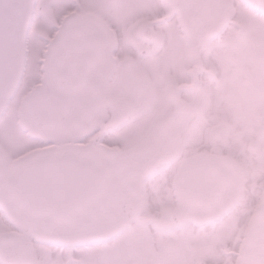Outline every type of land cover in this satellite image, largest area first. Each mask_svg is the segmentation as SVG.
<instances>
[{
	"label": "flooded vegetation",
	"instance_id": "af4514ba",
	"mask_svg": "<svg viewBox=\"0 0 264 264\" xmlns=\"http://www.w3.org/2000/svg\"><path fill=\"white\" fill-rule=\"evenodd\" d=\"M212 1L219 2L220 5L208 6L207 0H163L162 2L169 7L164 15L152 13L148 20L143 21V18H140L138 21L140 26L151 22L157 28L159 25L173 22L176 18L186 20L188 33L195 31L198 34V38L191 42L192 48L189 51L191 54L195 50L194 54L197 57L196 52L199 49L206 51L214 40L217 41L215 37L220 33V22L230 18L229 15H225L223 0ZM251 1L264 12V4L257 0ZM74 2L79 3V0ZM149 3L148 9L157 14L160 11L157 1L150 0ZM201 13L206 15L202 19ZM106 14L108 12L101 8L78 7L66 10L61 17H64L62 23L74 17L86 18L102 34L104 40L102 61L92 71L91 76L97 85V97L106 101L109 111L100 114L90 125L84 118L75 125L85 129L88 133L87 138H84L83 134H77L81 136L79 139L77 135H68L53 148H34L19 154L9 152L0 143V156L5 158L4 162L10 170L40 154L70 149L98 156H112L121 160L126 171L136 181L134 189L129 192L125 212L107 213L105 218L91 224L89 231L103 234L127 228L133 231L135 228L137 249H110L113 261H107L105 264L133 262H135L133 264H227L229 259L228 264H237L238 251H235L237 248L234 249L235 241L221 243L223 246L220 248L221 251L227 250L224 255L226 260L222 262V256L216 250L219 247L213 244L212 239L208 242L206 235L212 233L219 236L217 229L224 222L231 221L236 224L239 213L246 209L251 210V204L237 209V203L246 192L255 199V196L264 191V102L260 100H249L242 104L232 102L236 107L230 108L232 110L230 118L222 117L221 113L215 115L214 121L217 126L213 131L220 132V139L210 140V133L204 124L207 116V91L202 85L197 91L190 85V79L185 80L182 85L174 84V81L168 83L169 86L165 82L158 85L156 72L148 76L149 71L143 72L142 69L126 68L111 71L106 68V63L109 62ZM163 16L166 17L165 22L159 24L158 19ZM214 21L215 24H219L211 27ZM227 23L229 22L222 24L226 26L225 32L222 33V35L226 33L224 44L232 47L229 50L236 53L238 40L234 31H228L232 24L229 27ZM33 34L47 35L35 26ZM139 40L144 42L146 39ZM25 50L27 51V45ZM144 50L146 49H142ZM142 51V56H147V50L145 54ZM258 53H261L259 55L261 58L256 57L264 67V42L260 45ZM236 55L237 53L232 57L233 60ZM137 60V63L129 66L136 64L139 66L141 60L138 58ZM155 61L157 59L154 57L153 62ZM103 66L106 69H101ZM196 73L198 72L195 71L194 74ZM149 77H153L156 84ZM192 92H197V101L194 103V100H191ZM215 104L218 106L219 102L216 101ZM104 125L105 131L97 141L96 137ZM244 136L250 138L245 141ZM223 142L227 144L224 146ZM200 154L222 157L233 168L238 178L237 190L223 211L211 216L209 220L191 217L188 214L190 210L182 206L180 200L159 198L162 194L160 192H175L180 164L185 159ZM173 165L177 166L171 175L173 180L170 181L167 176L173 170ZM11 172L9 171V174ZM176 210L182 212V215H188L184 224H177L171 220V215ZM243 213L246 215L247 211ZM245 215L242 220L244 227L249 219V213L246 217ZM149 227L156 233L168 231L171 242L167 243V252L162 249L164 246L162 241L154 245L151 238L143 239L142 233L148 232ZM9 230L12 229L0 233ZM151 248L157 249L158 252L155 250L156 253H149L148 249ZM162 256H167L168 260L160 261L158 258L162 259Z\"/></svg>",
	"mask_w": 264,
	"mask_h": 264
},
{
	"label": "snow or ice",
	"instance_id": "6c2138e0",
	"mask_svg": "<svg viewBox=\"0 0 264 264\" xmlns=\"http://www.w3.org/2000/svg\"><path fill=\"white\" fill-rule=\"evenodd\" d=\"M78 7L110 13L122 5L118 0H0V143L13 154L53 148L68 135L87 138L85 129L75 125L81 118L90 125L109 111L96 95L94 79L77 63L86 37L102 34L83 17L59 22L66 10ZM34 26L47 36L33 34ZM4 160L0 156V217L25 239L0 244V264H76L69 249L100 250L113 243L89 239L73 245L44 235L34 227L45 219L42 210L22 213L9 207L2 188L9 171L24 175L45 166L48 159L32 158L12 170Z\"/></svg>",
	"mask_w": 264,
	"mask_h": 264
},
{
	"label": "rangeland",
	"instance_id": "374dc122",
	"mask_svg": "<svg viewBox=\"0 0 264 264\" xmlns=\"http://www.w3.org/2000/svg\"><path fill=\"white\" fill-rule=\"evenodd\" d=\"M156 1L159 7L162 8L161 10H164L163 12L160 10L155 14L154 11L148 9L150 0H118L122 7L114 9L112 12H108V14L105 15L110 24V28L107 30L109 35V47L112 49L111 54L107 56V59L111 63L110 69H142L143 72L145 70L149 71V73H147L148 76H152V74L154 75L153 72H156L158 75V78H156L158 85H163L165 82L167 86H169L170 84L168 83L171 81H174V84L182 85L187 79H190L189 83L192 87L194 86V91H197L198 87L202 85L207 91V116L204 124L210 133L209 139L214 140L212 132L217 126L214 121L216 114L221 113L222 117L230 118L232 113L230 108L236 107L232 102L238 104L245 103L249 100H260V102H264V77L260 79L255 78V75L263 68V65L258 63V59L254 56L256 55L259 57L258 49L264 42V17L254 15L253 11L250 10L253 4L249 0H223V8L226 10L225 15H229L230 18L227 21H221L220 27L222 30H225V25L222 24L229 22L227 23L229 27L232 24L228 31H234L235 38L238 40V52L236 51L237 55L235 56V60H233L232 57L236 53L229 50L232 47L224 44L226 33L223 35V40H214V43L210 44L206 51L199 49L196 52L197 58L195 60V50L192 51L191 54L189 51L192 48L191 42H194L196 38H198V34L195 31L188 33L187 23H185L186 20L183 21V19L180 18H176V20L171 23L158 26L159 32L157 33H159V37L154 43L146 40L140 42L138 37L140 36V38H142V35L141 28L139 27L140 23L137 20L143 18V21H145L152 17V13L153 15H161L169 10L167 5H163L162 0ZM207 5L214 7L220 4L219 2L214 3L212 0H207ZM225 6L227 7L225 8ZM203 16L205 17L206 15L201 13V19ZM63 18L64 17H60V23H62ZM236 19L238 24L234 22ZM197 23L199 22L197 21ZM218 24L219 23L215 24L214 21L211 27L218 26ZM142 49L147 50V56L141 55ZM135 57L141 60L139 64L140 67L137 64L130 67L126 61L127 58L134 59ZM154 57L157 59L155 63L153 62ZM104 67L105 66L102 68ZM245 68L250 69L251 72L249 75L244 73L243 70ZM195 71L198 73L194 74ZM144 74L145 73H142V75ZM149 79L156 84L153 77H149ZM196 94L197 92H192L191 100H194L193 103L197 101ZM216 101L219 102L218 106L215 104ZM77 138L79 139L81 136L77 135ZM224 138L225 137H223V139ZM244 138L246 141V139L250 137L244 136ZM223 143L224 146L227 144V142ZM173 166V170L170 171V175L167 176V179L170 181L173 180L171 175L177 165ZM160 193L162 194L159 198L162 197V199L165 198V200H171V198L174 197L173 191L171 193ZM256 197L257 196H255L254 200L257 199ZM254 200L251 199L250 202ZM253 205L256 206L255 203ZM244 211H247L246 215L243 213ZM244 211L239 213V220L236 224L231 221L224 222L222 226L217 229V234L219 236L213 235L212 233L206 235V240L208 239V242L212 239L213 244L219 247V249L216 250L217 253L222 256V262L226 260L223 251L220 249L223 247L221 246L222 242H231L230 240L235 241L234 249L237 248V250H235L238 251L237 255L243 250L241 249L242 242L244 241L242 238L244 234L242 232L244 228L242 220L244 215L246 217L248 213L251 212L247 209ZM7 229L9 228L4 225L3 219L0 218V231ZM213 233L215 234V232ZM151 234L153 236L152 241L155 244L159 241H168L167 231L156 233L152 229ZM148 235L150 234L148 233ZM46 236L54 241L76 245L81 242H86L89 239H97L98 234L83 231L71 235L56 234ZM135 236L136 233L126 238V234H122L118 238L116 237L110 245H105L103 248L104 250L87 248L77 249L73 247L71 248L73 252L70 259L75 261L76 264H105V262L108 261L106 254H108L109 249H137ZM215 241L217 243H214ZM148 250L149 253H156L153 248ZM103 251L106 254H103ZM162 257V259H158L162 262L168 260L167 256ZM229 261L230 259L227 261V264Z\"/></svg>",
	"mask_w": 264,
	"mask_h": 264
},
{
	"label": "water",
	"instance_id": "95a60500",
	"mask_svg": "<svg viewBox=\"0 0 264 264\" xmlns=\"http://www.w3.org/2000/svg\"><path fill=\"white\" fill-rule=\"evenodd\" d=\"M142 33L149 40L158 37L150 24L143 27ZM86 40L77 63L90 75L102 58L104 44L101 35L89 36ZM214 136L219 138V133L214 132ZM41 157L48 159L45 166L20 176L13 172L4 186L8 200L17 211L42 210L45 219L37 227L74 230L105 212L123 208L133 180L120 160L75 151L36 158ZM180 175L177 192L190 214L196 217L220 210L236 187L235 175L219 158H192L182 165ZM258 213L240 264H264V204ZM178 216L174 214L173 220L182 223ZM24 239L8 232L0 235V244Z\"/></svg>",
	"mask_w": 264,
	"mask_h": 264
},
{
	"label": "bare ground",
	"instance_id": "6f19581e",
	"mask_svg": "<svg viewBox=\"0 0 264 264\" xmlns=\"http://www.w3.org/2000/svg\"><path fill=\"white\" fill-rule=\"evenodd\" d=\"M247 200L246 201H249L250 200V197H249V194H247ZM253 208H255V206H253Z\"/></svg>",
	"mask_w": 264,
	"mask_h": 264
}]
</instances>
